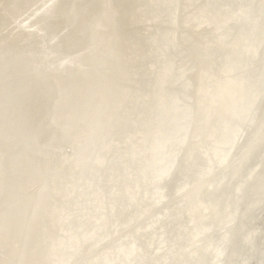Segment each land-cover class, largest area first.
I'll return each mask as SVG.
<instances>
[{"label": "bare ground", "instance_id": "obj_1", "mask_svg": "<svg viewBox=\"0 0 264 264\" xmlns=\"http://www.w3.org/2000/svg\"><path fill=\"white\" fill-rule=\"evenodd\" d=\"M0 264H264V0H0Z\"/></svg>", "mask_w": 264, "mask_h": 264}]
</instances>
